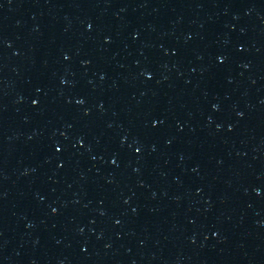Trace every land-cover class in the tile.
I'll return each instance as SVG.
<instances>
[{
  "label": "water",
  "instance_id": "95a60500",
  "mask_svg": "<svg viewBox=\"0 0 264 264\" xmlns=\"http://www.w3.org/2000/svg\"><path fill=\"white\" fill-rule=\"evenodd\" d=\"M0 264H264V0H0Z\"/></svg>",
  "mask_w": 264,
  "mask_h": 264
}]
</instances>
